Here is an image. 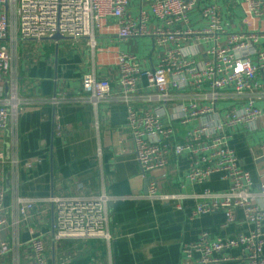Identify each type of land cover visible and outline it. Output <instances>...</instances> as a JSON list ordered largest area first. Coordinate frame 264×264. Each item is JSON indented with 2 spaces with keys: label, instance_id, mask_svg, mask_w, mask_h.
<instances>
[{
  "label": "built area",
  "instance_id": "2783aa9c",
  "mask_svg": "<svg viewBox=\"0 0 264 264\" xmlns=\"http://www.w3.org/2000/svg\"><path fill=\"white\" fill-rule=\"evenodd\" d=\"M226 1H235L243 14L239 32L222 23L218 0H0V135L11 133L30 105L19 97L13 67L20 42L38 43L58 34L85 40L96 55L107 50L97 45L100 36L151 41L155 56L151 68H144L130 53L118 52L115 57L117 98L127 108L125 131L146 184V194L137 199L174 203L178 210L183 202L193 201L191 220L222 214L221 228L234 224L240 212L248 227L232 236L200 234L197 241L182 246L179 264H264V175L255 184L228 146L230 134L238 128L248 133L264 129V107L256 106L264 102V0ZM195 13L204 22L201 29L190 24ZM202 53L206 60L197 62ZM81 90L80 99L94 108L114 94L110 80L93 74L81 78ZM64 102L65 97L42 100L52 106ZM176 126H189L181 140ZM56 133L60 134L59 127ZM259 149L264 162V133ZM181 156L189 161L184 177L190 185L218 176L226 183L225 190L161 193L170 157ZM4 161L0 151V164ZM3 200L0 190V260L11 251L4 238L8 224ZM117 200L104 192L69 198L16 197L14 226H25L35 216L36 205L48 204L56 207L54 241L108 242V204ZM28 231L25 245L31 257L23 264H48L43 237ZM230 251L239 255L230 256Z\"/></svg>",
  "mask_w": 264,
  "mask_h": 264
},
{
  "label": "crops",
  "instance_id": "0c3cea01",
  "mask_svg": "<svg viewBox=\"0 0 264 264\" xmlns=\"http://www.w3.org/2000/svg\"><path fill=\"white\" fill-rule=\"evenodd\" d=\"M218 6L222 23L231 32L241 31L243 14L235 1L218 0ZM190 24L195 29L204 26L196 13L190 16ZM97 40L107 50L96 55L83 39L22 41L16 48L13 67L18 93L30 105L17 118L12 132L0 135V151L5 158L0 164V190L4 193L8 224L4 238L11 248L0 264H23L31 257L25 245L29 229L43 237L48 264H179L182 246L197 241L200 234L232 236L248 229L240 212L234 224L221 228L222 214L191 220L193 201L183 202L178 210L174 203L137 199L146 194V184L140 178L141 170L125 131L127 108L117 98L115 57L118 52L130 53L148 69L154 65L155 56L146 38L123 41L115 36H100ZM40 43L43 48L34 52L27 47ZM196 60L204 61L206 56L202 53ZM87 74L112 83L114 94L96 108L80 99L84 96L81 78ZM51 97H65V102L57 106L42 103ZM256 106L262 108L264 102ZM188 127L176 126L177 140L182 139ZM263 133L264 129L248 133L238 128L228 138L240 167L250 173L255 184L264 175L259 149ZM29 163L33 164L31 168L26 167ZM188 166L186 157H170L160 192L193 195L204 190H225L227 185L218 176L202 185H190L184 177ZM102 192L119 199L108 204V242L54 241L51 232L56 207L48 204L36 205L35 216L25 226H14L16 197L69 198ZM229 255L235 257L239 252L230 251Z\"/></svg>",
  "mask_w": 264,
  "mask_h": 264
},
{
  "label": "rangeland",
  "instance_id": "374dc122",
  "mask_svg": "<svg viewBox=\"0 0 264 264\" xmlns=\"http://www.w3.org/2000/svg\"><path fill=\"white\" fill-rule=\"evenodd\" d=\"M97 42V45L99 47H101V45L99 44L98 40L96 41ZM27 47L30 48V51H35L37 50L38 48H43V43H40V44H29ZM142 48V47H141Z\"/></svg>",
  "mask_w": 264,
  "mask_h": 264
},
{
  "label": "water",
  "instance_id": "95a60500",
  "mask_svg": "<svg viewBox=\"0 0 264 264\" xmlns=\"http://www.w3.org/2000/svg\"><path fill=\"white\" fill-rule=\"evenodd\" d=\"M67 38H65V37H61V36H59L58 34H56V35H54V36H52V37H50V38H46V39H44V40H47V41H53V42H55V43H57L58 41H62V40H66Z\"/></svg>",
  "mask_w": 264,
  "mask_h": 264
}]
</instances>
